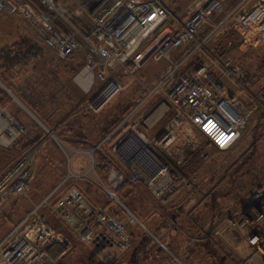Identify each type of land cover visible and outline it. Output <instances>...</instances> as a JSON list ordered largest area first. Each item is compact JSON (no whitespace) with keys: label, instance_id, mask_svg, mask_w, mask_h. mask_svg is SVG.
I'll return each instance as SVG.
<instances>
[{"label":"built area","instance_id":"obj_1","mask_svg":"<svg viewBox=\"0 0 264 264\" xmlns=\"http://www.w3.org/2000/svg\"><path fill=\"white\" fill-rule=\"evenodd\" d=\"M228 1L0 0V16L21 18L31 35L58 58L69 59L83 52L84 65L75 80L84 90L96 91L91 103L95 108L123 88L112 76L115 70L135 77L148 59L174 63L145 88V94L120 115L94 148L107 167L97 184L122 208L124 216L91 200L76 185L57 197L62 185L75 176L69 171L65 180L0 240V264H55L71 249V240L49 222L42 209L58 215L81 242L98 243L112 257L105 235V230L109 231L117 250L123 252L131 242L130 223L145 228L120 200L118 192L123 185L141 183L155 199L166 202L190 184L186 171L189 153L204 157L196 134L206 139L207 146L220 150L237 142L250 120L264 108V86L255 92L247 88L246 71L232 51L235 46L241 51L264 46V0L252 5V0H239L225 12ZM217 14L223 15L215 20ZM228 24L235 41L222 38ZM171 51L178 52L177 60ZM3 88L18 100L10 88ZM169 112L170 118L165 119ZM92 157L95 163L94 154ZM32 175L30 155L18 158L3 175L0 215L12 198L26 193ZM250 204L253 209L264 204L263 186L254 190ZM247 238L253 254L236 264H254L257 257L264 262V228L251 230Z\"/></svg>","mask_w":264,"mask_h":264},{"label":"rangeland","instance_id":"obj_2","mask_svg":"<svg viewBox=\"0 0 264 264\" xmlns=\"http://www.w3.org/2000/svg\"><path fill=\"white\" fill-rule=\"evenodd\" d=\"M0 19L5 20L0 21V44L14 40L17 34L14 27L18 29L22 26L23 35L30 37L41 48V54L34 58L27 70L29 78L26 80L34 84L30 87L33 89L34 97L39 98L34 102L39 111L35 113V123L23 113L17 117L12 115L11 112L14 111L12 107L9 110L0 108V120L7 121L5 126L0 125V146L9 147L15 141H19V146L12 151L14 158L16 157L17 160L24 155H30L33 159V175L26 187V193L12 198L2 209L1 239L36 201L42 199L64 177L69 166L75 169L77 165L79 170L90 169L91 173L95 170L102 176L106 175L107 167L100 162L98 152L94 151L95 146L112 127V123L118 120L122 111L142 97L145 88L152 86L167 70H171L174 63L166 59L160 61L148 59L135 73V77L137 80L140 79L141 83L135 77L124 74L122 69L115 70L112 76L123 88L109 101L95 108L91 103L96 91L84 90L75 80L84 65L82 51L69 59L62 60L52 50L46 48L41 40L25 32L26 28L21 18L2 15ZM82 21L91 25L86 17H82ZM8 23L12 26H7ZM171 55L174 60L178 59L177 51H171ZM233 57L237 63H242L241 52L233 51ZM242 64L244 68L245 65ZM253 78L251 88L255 89L253 91L255 92L259 87L264 86V79ZM15 81L18 84V80ZM3 84L10 88L9 85ZM10 90L14 92H12L14 96L16 90L13 88ZM20 104L31 113L25 103ZM44 118L49 122L44 121ZM28 125H30L29 129L26 127ZM189 128L188 125L187 129ZM196 135L201 145L199 151L204 153V157L189 153L190 164L187 175L191 180L183 190L188 201L184 205L186 209L182 220H185L187 214L186 217L190 221L200 222V225L210 224V229L218 224L234 223L237 230L248 240L251 230L264 228V204L255 209L250 204L254 190L260 186L264 187V108L256 113L237 142L227 150L207 146L206 139L199 134ZM80 148H83V153L76 156V151ZM71 185H74L73 180L63 187L66 189ZM85 185L91 189V185L83 181V186ZM179 194L166 202H161L148 192L145 185L139 183L124 187L119 196L125 206L137 211L139 217L144 220L147 212L148 215L153 211L161 212L165 208L173 211L180 204L177 196ZM51 200L54 201L53 198ZM103 201L108 202L105 199ZM156 213L154 217H159L158 212ZM60 227L56 229L71 240L72 247L55 264H130V261L133 262L132 264H137L134 257H123L121 255L123 252L118 250H113V256L109 257L108 251L102 245L85 244L63 224ZM253 251L251 247L252 253L241 255L238 260L252 255ZM212 259L214 260V257ZM257 260L261 261V258H255L254 264ZM261 264L264 262L262 261Z\"/></svg>","mask_w":264,"mask_h":264},{"label":"crops","instance_id":"obj_3","mask_svg":"<svg viewBox=\"0 0 264 264\" xmlns=\"http://www.w3.org/2000/svg\"><path fill=\"white\" fill-rule=\"evenodd\" d=\"M238 1L239 0H229L225 4V12L229 11ZM255 1L257 0H252L249 5H252ZM223 14L215 15L214 19H219ZM1 20L4 19H0V21ZM23 24L26 28L25 32L32 36L31 31L27 29L24 22ZM7 26L12 25L8 23ZM14 28L16 30L15 33H17L15 34L16 36L14 38L16 39L18 35L23 34V28L22 26H20L18 29L16 26ZM221 35L223 39H232L234 41L236 40V35L229 24L226 25V28ZM233 51L241 52V62L244 63V68L246 71V85L250 91H254L255 89L253 90V88H251V83L254 80L253 77H259V80L264 79V46L251 48L247 51H241L235 46ZM30 85L33 86L34 84L30 83L25 85V89L22 82L19 85L17 84L16 89H14L16 90L15 95L18 100L12 99L13 101L5 109L9 110L10 107H12V110H14L12 112L10 111L12 115H15L17 117L18 115L21 116V114L23 113L31 121H33V123H35L36 114L31 109V107L26 104V101L30 103L37 102L39 98L34 97L35 94L32 92L33 89H31ZM0 86L2 88L6 87L2 82H0ZM20 103H25L26 106L30 109L31 113L26 111ZM170 114L171 113L169 112L165 116V119H169ZM26 127H28L29 129L30 125ZM76 152V156L82 154L83 148L77 149ZM195 154L191 155L193 156ZM189 164L190 159L188 155V164L186 167L187 172ZM77 169V165L75 166V169L69 166L67 170L68 172L50 189V191L47 192L46 195H48V193H50L57 185H59V183L65 180L69 171H72L75 176L68 179L62 185L60 191H58L57 193V197L62 194L61 192H64L68 188L67 187L65 189V187L63 186L69 181L73 180L74 185L78 186L91 200L106 205L110 211L112 209V213L123 217L124 213L122 211V208L114 205L113 202L109 201L103 190L97 184V178L99 176H102V174L97 173L95 170L94 173H91L90 169L85 171H83V168H81L80 170ZM82 173L88 174L86 177H80L79 175H81ZM83 181L87 182V184H90L91 187H89L91 189L86 187L87 185L83 186ZM75 182L80 183L76 184ZM177 196L180 204L173 211H171V209L169 208H165V210H162L161 212L153 211L148 215L147 212L145 214L146 219L144 220L139 217L140 215L136 213L137 211L135 212L131 210L138 218V220L143 223L145 228L140 223H130L129 229L131 232V242L128 248L121 254L123 257H134V259H136L137 261V264H235L239 256L249 255L252 253L251 246L248 240H246V237L237 230L236 224L234 223H223L221 224L222 226L218 224L217 226H214L213 229H210V224L200 225V222L197 223V221H190V219L186 217L187 214L185 215V220H182L183 212L186 209L184 208V205L187 203L188 197L185 191H183L182 193L180 192V194ZM42 199L36 201L34 204H37ZM103 199L108 202L103 201ZM120 200L122 201L121 197ZM29 210H27L19 218V220L24 217V215ZM156 212H158L159 217H154V214H157ZM42 213L47 217L49 222L55 228H61L60 226L62 225V222L58 215L51 213L47 209H42ZM17 222H15V224ZM15 224H13L12 227ZM216 230L220 231V233L215 234ZM105 235L110 241V250L116 251L117 247L113 235L109 231H105ZM212 257H214V260L212 259ZM261 263L262 260L256 261V264Z\"/></svg>","mask_w":264,"mask_h":264},{"label":"trees","instance_id":"obj_4","mask_svg":"<svg viewBox=\"0 0 264 264\" xmlns=\"http://www.w3.org/2000/svg\"><path fill=\"white\" fill-rule=\"evenodd\" d=\"M74 22L82 28L80 21L75 20ZM1 45L2 44H0V80L13 89H16L17 85L15 80H18V85L21 84V82L23 85L30 84V81H26L29 78V76H27L29 75V73H27V70L29 69V66L31 65V62H33L34 58L41 54V48L38 47V44L30 39V37H27L23 34L19 35L11 42L3 44L2 46ZM24 88L26 89V86H24ZM12 101V97L4 88L0 86V108H7ZM26 104L31 107V109L36 114L37 112H39L37 110V107H35L36 105L34 102L30 103L26 101ZM128 109L129 106L122 111L121 115L125 114ZM44 121L49 122L45 118ZM116 122L117 120L114 121L111 126H113ZM18 143L19 141H15L9 147L0 146V179L13 166V163L15 162L16 157L14 158L12 151H14L17 146H19ZM99 157L100 162L104 163V161H102L103 157L98 153V158ZM126 186L128 185H123L119 189V193ZM132 263L133 262L130 261V264Z\"/></svg>","mask_w":264,"mask_h":264},{"label":"bare ground","instance_id":"obj_5","mask_svg":"<svg viewBox=\"0 0 264 264\" xmlns=\"http://www.w3.org/2000/svg\"><path fill=\"white\" fill-rule=\"evenodd\" d=\"M0 115H1V114H0ZM2 117H3V116H2ZM6 122H7V121H6ZM6 122L0 120V125H1V126H5V125L7 124ZM11 230H12V229H11ZM11 230H10V231H11ZM10 231H9L8 233H10ZM8 233H7V234H8Z\"/></svg>","mask_w":264,"mask_h":264}]
</instances>
